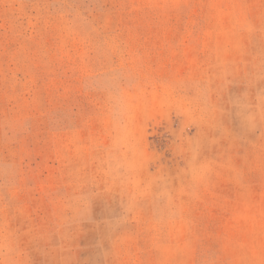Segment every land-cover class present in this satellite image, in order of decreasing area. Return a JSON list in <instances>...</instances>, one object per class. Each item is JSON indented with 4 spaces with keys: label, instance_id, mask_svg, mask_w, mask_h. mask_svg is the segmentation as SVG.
Returning a JSON list of instances; mask_svg holds the SVG:
<instances>
[{
    "label": "rangeland",
    "instance_id": "obj_1",
    "mask_svg": "<svg viewBox=\"0 0 264 264\" xmlns=\"http://www.w3.org/2000/svg\"><path fill=\"white\" fill-rule=\"evenodd\" d=\"M0 264H264V0H0Z\"/></svg>",
    "mask_w": 264,
    "mask_h": 264
}]
</instances>
